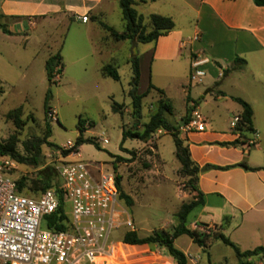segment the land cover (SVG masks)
<instances>
[{
    "label": "rangeland",
    "instance_id": "1",
    "mask_svg": "<svg viewBox=\"0 0 264 264\" xmlns=\"http://www.w3.org/2000/svg\"><path fill=\"white\" fill-rule=\"evenodd\" d=\"M183 12L176 11L174 21L178 29L186 31L187 35H193V25L189 23L191 17L188 18V14ZM103 21L116 31L124 29L119 2ZM49 29V36L40 26L34 31H28L31 35L29 41H23L20 35L10 36L0 30V89L3 91L0 95V142L15 143L21 154H27L25 141L45 138L49 123L52 132L47 138L48 142L41 145V158L47 165L57 169L64 162L73 160V157L65 156L64 145L68 140L76 141L79 119L92 121L94 125L87 126L84 136L95 138L99 146L90 143L81 145L82 160L89 163L90 170L96 177L99 169L119 176L123 191L134 201L133 205L128 206L120 200L133 220V228L121 226L114 229L109 240L122 248L120 244H124V235L132 229L140 236L160 230L173 232L178 224L176 213L182 204L189 203L194 198V189L190 184L192 180L184 175L176 157L173 135L159 130L148 141L128 138L123 144L125 150H120L123 129H132L136 125L132 113V98L129 95L134 71L132 63L126 62L127 49L131 43L132 57L138 56L144 68L140 88H147L151 81L156 88L165 91L164 97L173 107V114H166L167 120L176 127L180 126V130L184 125L182 119L186 116L180 119L179 115L188 108L189 99L197 98L204 115L211 109L214 103L212 97H206L210 103L208 105L203 104L202 97L198 98V91L208 76L201 84L191 82L188 52L174 65L168 66L167 62L154 63L149 68L148 52L154 45L151 42L126 41L124 52L118 56L117 61H113L111 47L116 42L109 31L91 20L88 24H51ZM58 52L62 55L64 68L55 81L51 82L46 62ZM113 62L118 64L119 81L102 76L100 71L102 64ZM237 75L235 73L230 77L233 79ZM230 77H224L221 81L223 83L219 82L221 90H228L223 89L222 85L228 88L232 83ZM156 88L142 100L139 130H143V125L149 121L160 98ZM49 92L50 111L47 113L46 97ZM114 102L124 105L122 113L113 110ZM193 105L194 103L191 107ZM51 111L58 120L50 116ZM215 111L218 114L223 110L219 111L217 108ZM99 138H105L107 142L104 143ZM182 140L188 145L187 140ZM116 150L117 158L113 153ZM13 160L17 165L13 173L15 179L18 182L26 179L22 192L38 197L44 192L39 179L40 170ZM52 183L55 185L57 180ZM63 206L70 216V201H66ZM187 225L201 234L207 245L213 243L215 236L220 233L215 226L207 227L201 223L189 222ZM44 226L42 227L45 228ZM175 246L186 256H190L191 259L187 256V264H240L236 251L221 241L214 244L208 252L203 251L191 241L190 236L184 234L175 240ZM138 252L139 249L134 253ZM107 261L106 264H141L132 253L124 255L121 251Z\"/></svg>",
    "mask_w": 264,
    "mask_h": 264
},
{
    "label": "crops",
    "instance_id": "2",
    "mask_svg": "<svg viewBox=\"0 0 264 264\" xmlns=\"http://www.w3.org/2000/svg\"><path fill=\"white\" fill-rule=\"evenodd\" d=\"M134 1L135 10L145 17L147 25L150 24L152 14L169 16L174 20L176 11L183 10L188 18H192L189 23L193 25V32L201 33L200 41L188 43L184 47L183 41L192 35L178 29L174 21L175 28L170 33L151 42L154 45L148 52L149 68L154 63L167 62L168 66L174 65L186 52L190 55V61L198 53L210 60L205 66L208 79L198 91V98H203V104H210L206 97L214 100L211 109L204 115L207 119L206 130L182 129L180 137L187 140L191 158L201 168L207 164L230 167L211 168L198 174L197 187L203 195V202L193 209L188 222L217 227L220 234L237 244L241 251L264 247V6H257L254 0ZM117 2L119 0H0V26H5L10 34L5 33L1 27L0 30L10 36L20 35L23 41H29L31 35L28 31H34L38 26L42 27L47 36L50 34L51 24H88L91 20L104 28L101 22H104ZM82 15H88L89 21L79 20L78 17ZM122 21L124 29L117 31L118 33L125 30L123 14ZM113 39L116 43L111 47V59L117 61L118 56L124 52L125 42H131V39ZM236 57L245 59L246 64L243 68L234 70L232 67ZM131 59L130 43L126 62L131 63ZM139 63L141 76L138 93L143 94L149 85L147 88H140L144 68L140 61ZM105 65L107 64L100 66V71L102 76L108 77L102 72ZM113 65L118 69L117 62H113ZM235 73L238 75L231 79L230 76ZM227 76L232 83L228 88L222 85L223 89L228 90H221L219 82ZM204 79L197 84L203 83ZM234 97L251 105V131L240 132L232 127L233 119L243 111L242 105ZM196 100L197 98H192L188 106L191 107L194 103L200 109ZM217 108L219 111H226L217 114ZM183 116H187V108L179 118ZM255 133H258L256 144L247 146V141L253 139ZM236 140L240 143L230 144ZM118 150L113 152L114 155L118 154ZM79 152L83 156L81 147ZM242 162H246L252 169L239 166ZM191 241L193 242L192 239ZM217 242L219 240L211 243L207 251ZM157 246L127 245L124 248L126 254L132 253L141 264H176V260L165 248ZM137 249L140 252L134 253ZM245 260L251 264H264L262 255L247 257Z\"/></svg>",
    "mask_w": 264,
    "mask_h": 264
},
{
    "label": "built area",
    "instance_id": "3",
    "mask_svg": "<svg viewBox=\"0 0 264 264\" xmlns=\"http://www.w3.org/2000/svg\"><path fill=\"white\" fill-rule=\"evenodd\" d=\"M78 18L82 22L89 21L88 15ZM200 40L201 33L196 31L182 44L185 47ZM209 62L199 53L192 58L191 82L203 81ZM50 116L58 120L53 111ZM239 121L240 116L233 119L234 129ZM89 125L87 120L85 127ZM206 127V117L193 105L191 119L183 129L205 131ZM257 138L258 133H255L247 146L256 144ZM99 140L107 142L105 138ZM64 146L66 150L74 149L76 141L68 140ZM69 156L73 157L72 161L57 167L63 205L70 201L72 207L69 228L61 231L42 227L44 217L54 214L61 205L57 190L47 189L38 197L22 194L13 175L16 162L8 156H0V264H106L118 251L125 252L126 244H120L122 248H119L109 240L112 230L134 226L120 202L116 174L99 169L96 177L89 163L82 160L79 150Z\"/></svg>",
    "mask_w": 264,
    "mask_h": 264
},
{
    "label": "trees",
    "instance_id": "4",
    "mask_svg": "<svg viewBox=\"0 0 264 264\" xmlns=\"http://www.w3.org/2000/svg\"><path fill=\"white\" fill-rule=\"evenodd\" d=\"M257 6H264V0H254ZM123 19L125 21V30L122 33H118L113 28L101 22V25L108 30L111 35L116 39H131L134 41L149 43L156 42L161 36H165L170 33L175 28V22L172 17L152 14L150 16V24L147 25L145 22V17L142 14H139L135 8L134 0H119ZM151 26V29L149 28ZM5 33L10 34V31L6 29L5 26H0ZM149 29V31H148ZM131 63L133 65L134 76L131 81V89L129 91V95L132 98L133 105V117L136 120V125L132 129H123L122 132V141L120 145V150H125L123 144L125 140L128 138L139 139L142 141H148L157 131L165 130L173 135L176 145V157L181 164V170L184 175L191 178V186L194 189V198L189 203L182 204L180 210L176 213V218L178 220V224L175 227L173 232H168L165 230L156 231L153 234L147 236H140L136 231H128L123 238V242L126 245L131 246H141V245H158L166 249V252L172 256L176 260V264H187V256L186 254L175 246V240L186 234L190 236L194 243L198 244L203 251H207L210 244L207 243L202 238V235L199 234L196 230L190 229L187 225L188 217L193 209L203 202V195L199 191L197 187L198 174L203 170H208L211 168L217 169H226L227 167H221L216 165L207 164L204 167L198 166L191 158L190 150L188 145H185L182 138L180 137V126L176 127L171 124L166 117V114H173V107L169 103V100L165 98V92L162 89L156 88L151 82L147 91L143 94L138 93V85L140 81V63L138 56H134L131 59ZM246 60L240 57H236L233 64V69H241L245 66ZM64 64L62 61V55L58 52L56 55L51 56L46 62V69L48 73L49 80L51 82L55 81V78L61 74V70H63ZM57 70V73H56ZM102 72L104 75L113 78L116 81L120 80V74L117 68L113 64H107L103 66ZM156 88L160 94V98L158 99L155 109L150 116V119L147 123L143 125V130H139V121L142 117V100L146 97L152 89ZM3 93L2 89H0V95ZM51 94L48 93L46 97V112L50 111V107L48 106V101ZM234 100L242 105L243 111L240 114V121L237 125V129L240 132L243 131H251L253 125V109L251 105L241 98L234 97ZM189 101H191L189 99ZM113 110L115 112H123L124 105L118 104L114 102ZM193 110V107L188 106L187 108V116L182 119L183 124L189 123L191 117L189 116ZM87 120L79 119L78 129L79 135L76 139V146L74 149L65 150V156H69L73 151H78L79 147L83 144L90 143L99 146L95 138L85 137L84 132L88 129L85 127V123ZM17 122H20L17 121ZM90 125L93 126L94 123L90 121ZM48 133L45 138H34V140H26L24 145L27 154H21L16 147L15 143H2L0 142V156H8L12 159L17 160L20 163L27 164L34 169L40 170V181L42 182L43 190H47L50 188H55L58 192L59 198L61 200V205L59 209L51 215H47L44 217L43 225L47 229L52 230H67L70 224V217L64 211V196L63 192L59 189V183H61L58 170L52 166L46 164V162L41 158V145L43 143H47V138L51 135V126L47 123ZM240 141L236 140L230 144L236 145L239 144ZM51 144V143H50ZM115 156V155H114ZM117 158V156H115ZM247 169L250 168L246 162H242L238 164ZM264 168V167H263ZM47 171L49 173H47ZM57 180V183L53 185L52 181ZM120 177L117 176V185L120 191V200H123L128 206L133 205L134 201L131 196L127 195L122 187L120 182ZM25 178L21 179L18 182L19 191L24 194L23 188L25 187ZM222 241L224 244L231 246L237 254L239 258L240 264H251L249 261L245 260L247 257H253L262 255L264 256V247H258L254 250L241 251V249L231 241L229 238L225 237L223 234H218L215 236L214 241Z\"/></svg>",
    "mask_w": 264,
    "mask_h": 264
}]
</instances>
